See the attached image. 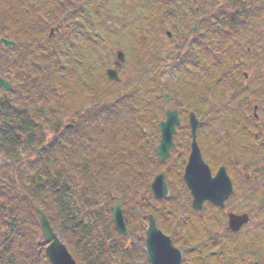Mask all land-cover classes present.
Returning <instances> with one entry per match:
<instances>
[{"label":"flooded vegetation","instance_id":"flooded-vegetation-1","mask_svg":"<svg viewBox=\"0 0 264 264\" xmlns=\"http://www.w3.org/2000/svg\"><path fill=\"white\" fill-rule=\"evenodd\" d=\"M163 1L155 0V10L150 9L149 12L146 8L144 9L143 4L140 6L139 11L144 13H139L141 21L138 31L139 47L135 48L124 45L117 39L119 36L117 34L129 30H123L118 25L112 26L110 22L101 25L98 19L99 14L98 18L95 14L98 11L99 13H131L128 3H122L123 9H121L116 4V0H0V13L12 12L15 7L22 13H27L28 19V25L0 27V32L3 29L9 30V34L0 35V68H3L8 60L15 70L11 71L7 80L23 89L25 77L30 78L27 68L30 69L37 65V72L38 69L41 70L39 66L52 59L54 61L57 59L61 75L60 85L67 87L68 92L75 96L76 101V95L79 97L80 92L92 101L99 98L100 92L108 96L107 90L110 86H122V90L130 91L131 85L136 83L132 75L136 73L137 61L140 60L144 66V59L148 60L153 54L154 46L158 57L156 60L160 58V64L167 66L168 73H176V69L181 67L191 69V73L187 75L179 71L180 79L170 85L169 92H164L165 90L161 88L165 104L169 102L174 104L171 108H163V113L166 109H170L178 114L192 112L206 115L212 112L220 114L229 109L238 115V119L230 126L256 127L258 121L264 124V0H204L205 13H190L188 16L192 20L190 27L178 26L179 23L174 19L175 13L172 12L177 0H165L170 3L168 10L164 9L167 10L166 13L161 10ZM238 3L241 9L234 13L235 10L229 6L233 7ZM28 13L35 22L32 23L33 20ZM240 19L244 21L243 28ZM239 33L244 34L242 41L240 37L238 38ZM2 38H5L11 45L6 43L9 46H5L1 41ZM17 64L24 67L19 69L15 67ZM147 66L145 61V67ZM73 67H75L74 71H70ZM180 74L187 77L186 84L182 82ZM0 76L2 77L1 71ZM89 81L92 82L91 85L88 84ZM139 86H142L140 81ZM138 94L141 96L143 92H138ZM9 99L10 97L4 95L0 88L1 141L10 140L14 127L21 122L17 116L18 92H15V95L13 93L11 105L8 104ZM85 102L82 107L83 111L75 114L80 116L83 113L81 116H85L87 113L89 116L91 113L89 116L91 120L98 118L99 106L97 107L96 104L92 106L89 102ZM183 105L187 107L181 108L184 107ZM84 109L88 111L84 112ZM66 110L69 114L66 115L63 110V118L70 119V122L64 124L66 129L64 132L71 134L75 126L81 123V117L75 116L74 109L70 106ZM93 110L94 114H92ZM249 113H251V121L243 123L247 118H251ZM76 119L79 122H76ZM226 123L228 125V122ZM143 125L145 128L141 127V131L144 141L148 142L151 136L153 138L151 143L142 144V149L148 159L145 160L148 162L144 163V169L150 173L151 181L156 176H162L168 191L169 187L165 177L172 175L170 173L172 167L176 166L169 162L171 158L176 157L174 154L178 147V138L183 140L180 160L182 164L179 163V168L173 169V173L176 171L175 175L179 177L181 192L187 194V199L180 201L179 207L181 205L184 208L189 200L190 209H192V196L183 178L192 150L193 138L189 121L180 122L175 128L173 144L162 162L157 152L162 139L161 121H147ZM216 125L218 123L213 125L210 121L207 123L199 121L195 136L196 143L202 162L208 168L209 173L216 175L221 168L224 169L234 192V189H237L234 185L238 186L241 180L248 183L250 176L244 175L243 166L238 164L235 158L229 157L227 153L216 152L210 147L215 146L216 142L209 141L208 129ZM181 126L184 128L180 129ZM254 136L258 138L257 134ZM95 140L98 142L99 137ZM95 140L92 144H95ZM211 150L215 152L211 153ZM230 161L232 164H229ZM171 178L173 176L168 179ZM150 183L147 189L148 194H150ZM178 187H180L179 184ZM230 199L231 196L224 203L223 208L209 201H204L202 204V210L206 209V222H204L206 232L215 236L214 239L222 234H237L226 230L228 214L234 213L227 208L230 206H227ZM145 205H165L173 209L178 208L173 202L153 204L148 199ZM150 215L156 216L154 219L156 228L170 238L174 244L172 231L176 230L180 221L174 216L164 217V214H159V217L156 212L148 213L144 226V238L149 228L148 216ZM126 228L128 230L127 225ZM175 234L177 235V232ZM187 238L189 242L192 241L191 233ZM256 263L260 264L259 261Z\"/></svg>","mask_w":264,"mask_h":264},{"label":"trees","instance_id":"trees-1","mask_svg":"<svg viewBox=\"0 0 264 264\" xmlns=\"http://www.w3.org/2000/svg\"><path fill=\"white\" fill-rule=\"evenodd\" d=\"M180 2L177 6H183L182 2L184 1ZM140 4L139 1L136 9L140 8ZM134 8L130 9L131 13H136L137 10H134ZM26 15L27 13H22L21 10H17L15 7L12 12L0 13V27L24 25L23 23H26L27 20ZM29 16L33 20L30 14ZM99 20V24H107L100 17ZM33 22L35 21L33 20ZM3 34L9 33L3 31ZM52 61L54 60L52 59L42 66L51 64L52 71L54 65L57 64L56 61ZM36 68L37 65L30 69L27 68V71L29 70L27 74L30 78L27 79L25 77L26 81L23 89H20L21 86L14 85V82H12V89L7 93V96L10 97L8 104L11 105L13 93L15 95V92H18L17 116L21 121L18 125L20 127L30 126V129H34V135H31L32 137L30 138H25V147L28 148L27 146H29L30 151H35L37 154L39 152L36 150L42 146L45 147L37 160L34 159L26 165V168L29 171L34 170L35 174L32 179L24 182L21 170L18 171L17 177L12 175V165L21 167L24 162V160H21V153L19 152L20 136L23 134L16 133L18 125L14 129L12 128V138L2 141L0 145V154L11 166L9 168L11 174L7 171L2 177L3 180H1L0 174L1 264H4L3 260H6V256H9V260L13 261L14 264H36L40 260L36 253L33 252L34 248L32 247V243L35 242L33 228L37 226L36 218L28 208L26 200L22 197L23 194H25L23 196H27L26 194L32 188L31 193L28 195L29 202L44 212L53 231L62 240L76 264H147L146 254L143 251V239L139 243L137 250L125 251L126 237L116 235L117 233L113 229L112 234H110L112 246H109L107 239L99 237V232L104 233L109 225L107 226L106 221L104 223L96 222L98 219L90 215V207L97 204L96 202L98 201L112 205L114 200H119L124 209L125 204L127 206L134 204L132 209H137L136 206H139V194L144 192V188L147 190L144 185H148L152 178L150 173L144 169V163L148 162L145 160L148 159L146 157L143 160L145 155L142 149L143 133L140 126H131L126 129L128 127L126 121H132L134 117L129 120L124 112L118 113L122 109L115 103L114 108L107 110V113H105L108 116L107 120H109L106 123H100L96 118L91 120L89 118L91 113L89 116L87 113L85 116H79L73 111L75 116L81 117V123H78L79 126H75L72 132L70 131L71 134H67L64 132L66 130L64 124L47 120V118L54 117L55 113L59 111L56 108L59 103L58 97L56 93L52 92L50 84L48 89V85L45 87V81L41 80L43 78H38L48 75L47 79L51 80V84L56 87L60 86L59 79L53 81L54 77L49 76L50 70L43 73L41 68V70L38 69L36 72ZM146 70L148 69L146 68ZM57 82L58 86L56 85ZM44 88H46L47 93ZM70 96L75 98L72 93ZM128 97L129 99L126 98L123 106L129 105L133 109L139 107L131 105L132 101L130 96ZM69 101L70 108L75 109L77 104L71 97H69ZM156 102V99L148 97L142 108L150 118H153V113H155ZM64 112L66 115L69 114L67 110ZM117 114H121V117L113 126L112 121L116 119ZM141 120L138 117L129 123L131 125L133 123L139 124ZM45 125L46 127H52L53 132H55L53 140L48 145L43 141L44 130L42 127L45 128ZM103 129L110 131L107 135L108 139L99 146L92 144L93 138L99 137L100 139ZM237 131V128H231L232 137L236 136ZM95 134L96 136H94ZM16 136L18 137L16 138ZM230 137H226L223 141L224 143L219 144L217 149H215V146L210 147L216 152L227 154H230V151H234V149L236 151L239 150L234 153L235 159L241 164H250L252 168H255L263 155V149H244L245 146L242 148L235 142H230ZM86 143L89 148V156L82 161L74 160L75 155H81L77 153V147L82 145L78 144ZM89 143L91 144V152ZM84 146L79 147V150L86 153L87 149ZM213 150L211 151L215 152ZM242 153L247 154V156H242ZM258 156H260L259 159ZM18 187L21 193L17 192ZM83 206H86V208L84 209ZM109 212L110 207H108V214L105 218L108 217ZM72 219L71 224L67 223L68 220ZM27 221L29 223L26 224ZM84 221H88L90 226L88 224L82 225ZM76 233L79 236L75 237ZM40 245L44 246L45 244ZM42 248L44 250V247ZM115 251L117 252L115 253ZM3 252L5 255H3ZM111 255L114 258L109 261L108 258ZM260 255L264 258V245H261L254 253L244 254V257L238 260L235 257L227 259L225 257L226 254L221 249L217 258L214 259L212 255L211 260H216V264H250ZM5 264L10 263L7 262Z\"/></svg>","mask_w":264,"mask_h":264},{"label":"rangeland","instance_id":"rangeland-1","mask_svg":"<svg viewBox=\"0 0 264 264\" xmlns=\"http://www.w3.org/2000/svg\"><path fill=\"white\" fill-rule=\"evenodd\" d=\"M120 6L121 9H123V5L122 3H128L130 5V7L134 10H137L136 13H95L97 18H98V14L99 17L102 18V20H104L105 22H110L111 25H118L120 26L123 30H129L128 32L125 33H119L117 35H119L117 37L118 41H120L122 44L124 45H128V46H133L135 48L139 47V39H138V31L140 29V25H141V21L139 19V13H144L143 11H139V9H136V6L138 4V2L140 1V6L143 4H148V7L150 6L152 8V4H151V0H116ZM182 0H177L176 2H180ZM184 2H182L183 7H180L175 11V20L179 23L178 26H183L186 25L187 27H190V25L192 24V20H190V18L188 17L190 15V13H205L206 11V4L204 2V0H183ZM115 2V1H114ZM153 4L155 3V0H152ZM150 3V5H149ZM181 3V2H180ZM146 7V6H145ZM169 8V4L167 1H163L161 4V10L164 11V9ZM229 8H233L234 13H236L237 10H240V4L238 3L235 6H229ZM153 9V8H152ZM155 9V6H154ZM181 9V12L178 13V11ZM173 13V12H172ZM37 14H41V13H37ZM152 15L155 17V14L152 13ZM99 19V18H98ZM118 20V21H117ZM240 23L242 25V28L244 26V21L242 19H240ZM24 25H28V19L26 20V23H23ZM263 25V23L261 22V26ZM9 28V27H7ZM3 31L4 32H8V29H3L0 32V35H3ZM13 35V34H12ZM11 35V36H12ZM10 36V37H11ZM125 36V37H123ZM243 36L244 34H240L238 35V38L240 37V40H243ZM9 37V38H10ZM5 39V38H2ZM241 40V41H242ZM52 44V43H51ZM153 50V54L151 56H149L148 60L144 59V66L142 65L141 61H137V69H136V73L134 75H132V79L136 80V83L132 84L130 87V91L127 93V91L122 90V86H118V89H115V86H110L108 87L107 90V94L108 96L102 95L103 93H99L98 95V99L96 100V98L92 101H90L89 98L84 97L83 94H79V97H77V101L76 99L70 96V92H68V88L65 86H53L51 84V80L47 79V76H41L38 79H41L43 81H45V87H47L48 85V89H49V84L51 85L50 88L52 90L53 93L57 94L58 97V105L56 106V108L59 110L55 113L54 117L51 118H47V120L49 122L51 121H58L61 122L62 124L68 123L70 122V119H64V113L63 110H66L70 105H69V97H71L73 99V101L78 104V108L74 109V113H80V111L82 110L83 105L86 103L85 101L89 102L90 105H94L96 104L97 107L99 106L98 110L100 109H104L107 107H111L113 106L115 103L118 104L120 107H124L122 111H124L125 115L127 116L126 118L131 120L133 117L134 121L136 118L140 117L141 123L139 122V124H135L133 123L132 125L130 123L128 126H136L139 125L140 129L141 127H144L143 123H146V120L149 121H161L163 119V117L160 115L159 117V112L162 113V109L165 107L171 108L174 104L173 103H166L163 101L162 98V90L161 88H163L165 91L164 92H169V88L170 85L172 83L175 84V82L180 79L179 76V71H183L187 74L191 73V69L187 68L185 69L184 67H181L179 69H176V73L175 72H170L168 73V68H166L167 66H162L160 64V58L159 60H156V58L158 59L156 53H155V47L153 46L152 48ZM241 52V51H240ZM243 58H245V56H243ZM55 59V57H54ZM58 60L56 59V62ZM145 61L146 64L148 65L147 67H145ZM9 61L6 60L5 62V66L3 68H0L1 71V75L3 78L8 79L11 75V71L15 70L13 65H9ZM58 64V62H57ZM55 64L52 71V65H46V66H39L42 70L43 73L47 72L48 70H50V74L52 77H54L53 81L59 79V84H60V79H61V75L59 73V68L58 65ZM1 67V66H0ZM15 67L22 69L24 66L17 64ZM146 68L148 70H146ZM75 67L71 68L70 71H74ZM170 70V69H169ZM152 72V73H151ZM151 73V75H150ZM22 75V74H21ZM20 75V76H21ZM182 76V74H180ZM140 79V80H139ZM182 82L184 84H186L188 82L187 77L182 76L181 77ZM40 80V81H41ZM190 80V79H189ZM139 81L141 82L142 86H139ZM89 85L92 84L91 81L88 82ZM56 85L58 86V82L56 83ZM45 92L47 93L46 88H44ZM34 91V88H33ZM138 92H143L144 95V99L140 100L139 96H138ZM132 93V95H130V100L132 101L133 106H140V107H135L130 108V106H123L124 101L126 100V97L129 96V94ZM102 95V96H101ZM150 97L152 99H156V103H157V109L155 110V113H153V118H150L145 111L142 109V107L145 105V103L147 102V98ZM130 101V103H131ZM163 104V105H162ZM115 106V105H114ZM184 107L181 108H186L187 105H183ZM83 111V110H82ZM85 112H87L88 110H85ZM121 110L118 111V113L122 112ZM95 111L93 110L92 114H94ZM136 114V115H135ZM81 116V114H80ZM121 114H117L116 119L114 121H112L113 126L116 124V122L120 119ZM159 117V119H158ZM162 117V118H161ZM249 117H251V113H249ZM106 118V120H105ZM108 116L105 115L104 112L101 113V115L98 117V121L100 123H104L107 122L109 120H107ZM110 119V117H109ZM238 119V115L236 112L234 111H230L229 109L226 112L223 113H214L212 112L211 114H206V120L205 122H212L213 125H215L216 123H218V125H216L215 127H211L208 129L209 132V141L213 142L215 141V149H217L218 145L220 143H222L224 141L223 137L224 135H226V137L231 136L230 142L232 143H236L239 147L241 146L244 149H259L262 148L263 149V154H264V124L261 121H258V125L256 127H251L248 126L247 128L243 127L240 128L241 133H239L236 136L232 137V132L230 128V124L232 122H235ZM251 118H247L246 121H244L243 123L249 122L251 121ZM105 120V121H104ZM180 120L181 122L183 121H187V113H181L180 114ZM129 121V122H132ZM48 122V123H49ZM76 122H79L78 119H76ZM228 122V125L227 123ZM111 124V123H110ZM43 128V141H45L44 143H47V145L53 140V137L55 136V132H53V128L52 127H46ZM145 128V127H144ZM184 126H181L180 129H183ZM128 129V127L126 128ZM238 129V128H237ZM112 130V129H111ZM185 130V129H184ZM34 129H30V126H26V127H20L18 125V130L16 131V133L19 134H23L22 136H20V141H19V152L21 153V160H24V162L22 163V166H15L12 165V175H15L17 177V173L19 170L22 171V175H23V181H27L32 179L33 175L35 174L34 170H28L26 167V165L31 162L34 159H38L39 155L41 154V152L43 151L45 146H42L41 148H39L38 150H36L37 152H39V154H37L35 151L31 152L29 146H27L28 148L25 147V138H30L32 137L31 135H34L33 133ZM69 131V130H68ZM110 131L103 129V133L100 135V139L99 142H97L95 140V145L99 146L101 144L104 143L105 140H107V135L109 134ZM67 134H70L66 131ZM41 134V133H40ZM254 134L258 135V138H255ZM18 136H16L17 138ZM95 138H93L94 140ZM179 142L177 140L178 143V147L177 150L175 151L174 156H176L175 158H171L170 162H172V164L175 166L172 167V171L170 172L172 175H167L166 178V182H167V186L169 187V191L168 194L163 198V199H156V198H152L150 196V194H148V191L144 188V192L139 194V206H136L137 209H132L134 204H129L127 206V204H125V209H123V213L125 214V223L128 227V232L127 235L124 236L127 239V242L125 244V251L128 250H137L139 248V243H141L142 239H144V231L145 228L144 226L146 225V221H147V214L148 213H157L158 216L159 214H164V217H169V216H174L175 218L178 219V221H180L179 226L176 227V230L172 231L173 234V241L174 244L176 246V248L178 250H180V252L182 253V264H216L217 261L216 260H211V256L213 255L214 259L217 258V255L220 253L221 249L223 250V252L226 254L225 257H227V259L235 257L237 260L241 259L242 257H244V254L246 255L247 253H254L259 247H261V245H264V155H262V157L259 160V164L257 165L258 168L257 170H255L254 168L251 167L250 164H241L240 162H238L239 164L243 165V173L244 175L249 174L251 176V179L248 181V183L244 180H241V182H239L238 186L234 185V187H237V189H234L233 194L231 195V199L229 200V202L227 203V208L230 209V211L236 213V214H242V213H246L249 217V223L244 225L238 232L236 235H225L222 234L220 235L218 238L214 239L215 236H212L210 233H208V231L206 232V209H203L201 211H195L190 209V204H189V200H187V209L186 206L184 208L179 207V202L180 201H184L185 198L187 199V194L182 193L181 192V185L179 183V177L177 175H175V172L173 173V169L177 170L178 164L180 163V165L182 164L180 162L181 158H182V154H181V147H182V142L183 140L179 137ZM153 140L152 136L149 137V141L145 142L144 141V136L142 135V144L143 143H151ZM248 141H250V143H248ZM2 142V141H1ZM83 142V141H82ZM87 142V141H86ZM181 143V145H180ZM209 143V142H208ZM2 144V143H1ZM78 145H82L84 147H86L87 152L85 153V151H80L79 146L77 147V153H80L81 155H75L74 156V160H83L86 159L89 156V148L87 143L86 144H78ZM89 147H90V152H91V144L89 143ZM67 147H69L68 144H66ZM183 150V148H182ZM210 150V149H209ZM242 150V149H241ZM239 151V150H238ZM234 149V151H230V156L235 158L234 153L238 152ZM95 152V151H94ZM93 152V153H94ZM212 153V151H210ZM233 152V154H232ZM145 155V154H144ZM242 156H247V154H243ZM256 157V156H255ZM260 156H258L259 159ZM146 159V156L143 160ZM257 159V160H258ZM6 163H5V161ZM9 163L1 154H0V174H1V180H3V176L6 174V172L8 171L10 173V163ZM148 169V168H147ZM259 170V171H258ZM258 171V174H256V172ZM262 172V173H261ZM148 173V172H147ZM11 174V173H10ZM171 179H168L170 177H172ZM238 183V182H236ZM178 184L180 187H178ZM146 186V188L148 189L149 184L144 185V187ZM33 189V188H32ZM32 189L30 190L29 193H27V196H23L25 194L22 195V197H24V199L26 200V203L28 205V208L32 211L33 210V203L29 202V198L28 195L31 193ZM17 192L21 193L20 188H17ZM146 199H148L150 202H152L153 204H159L161 202H173L174 205L178 206V208L173 209L170 208L168 206H152V205H145V201ZM115 200L113 202L112 205H107L104 202L98 201L96 202L97 204L93 205L90 210V215L95 216L96 222L100 221L102 223H104V221L107 222V228L106 231L104 233L99 232V237L107 239V244L109 246H112V242L111 241V235L113 232L114 227L113 226V222H112V209L113 206L115 205ZM1 204V203H0ZM232 204V205H231ZM75 205V204H74ZM76 206V205H75ZM108 207H110V212L107 218L106 215L108 214ZM123 207V206H122ZM83 208L85 209L86 206H83ZM166 214V215H165ZM212 216V215H211ZM160 217V216H159ZM173 217V218H174ZM20 221V218H19ZM72 220H68L67 223L69 222V224H71ZM75 222V220H74ZM29 223L28 221L26 222V224ZM36 223L37 226H34L35 228H33V232L34 236H35V242L32 243V247L34 248L33 252L36 253V255L40 258V260L38 262H36V264H48V261L45 259V254H44V250L42 247L45 248L44 246H41L40 244H43V239H42V233L40 230V226L38 224V221L36 219ZM75 224V223H74ZM89 225L88 221H84L82 223V225ZM71 226V225H70ZM76 226V224H75ZM165 226V225H164ZM186 229H188L189 231H185ZM115 231V229H114ZM116 232V231H115ZM177 232V235L175 234ZM108 233V234H107ZM117 233V232H116ZM130 233V234H129ZM190 233L192 235V242L188 241L187 236H190ZM175 234V236H174ZM116 235H120L121 237L123 236L122 234H120L119 232ZM79 236L77 233L75 235V237ZM128 236V237H127ZM82 238V237H81ZM62 241V240H61ZM144 241V240H143ZM219 245V246H218ZM39 251H40V256H39ZM144 251V249H143ZM0 252H2V248L0 245ZM117 251H115L116 253ZM3 255L4 252H3ZM120 255V254H119ZM233 255V256H231ZM114 258V256L111 255L109 259V261H111ZM2 257L0 258V264L2 263ZM259 261L260 264H264V258L262 257V255H260L257 259H255L253 262H251L250 264H253L254 262ZM4 264L5 263H10V264H14L13 261L9 260V256H6V260H3ZM118 264V263H117ZM230 264V263H228ZM237 264V263H236ZM239 264V263H238Z\"/></svg>","mask_w":264,"mask_h":264},{"label":"water","instance_id":"water-1","mask_svg":"<svg viewBox=\"0 0 264 264\" xmlns=\"http://www.w3.org/2000/svg\"><path fill=\"white\" fill-rule=\"evenodd\" d=\"M0 86L4 91L9 89V84L0 79ZM166 119L161 123L162 139L161 144L157 148L160 161L165 160L168 150L172 146V135L174 134V126L178 124L177 114L174 112H166ZM191 130L193 135L192 150L189 156L188 163L184 172V181L190 190L192 200V208L195 210H201L204 201H209L214 205L223 207L224 201H226L231 193V183L226 176L224 169H220L217 172V176L221 177L223 188L220 191L205 192L197 183L196 173L197 171H208L206 165L202 162L198 146L195 141V130L197 127V120L194 115H190ZM150 193L156 198H162L167 195V189L163 181L162 176H157L152 184ZM34 214L37 217L40 230L42 233V239L48 244L45 249V256L52 264L50 250L55 249L60 253V264H75L66 248L59 241L57 235L53 232L46 216L39 210L34 209ZM248 222L246 215L236 216L229 215L228 229L231 231H238L243 225ZM113 223L115 229L122 235L126 234V228L123 221L121 205L116 203L113 209ZM165 242V247L168 249L167 255H161L158 251L157 242ZM145 250L147 253V262L149 264H180V252L172 247L169 238L163 236L155 227L153 220L150 218L149 228L146 232Z\"/></svg>","mask_w":264,"mask_h":264},{"label":"snow or ice","instance_id":"snow-or-ice-1","mask_svg":"<svg viewBox=\"0 0 264 264\" xmlns=\"http://www.w3.org/2000/svg\"><path fill=\"white\" fill-rule=\"evenodd\" d=\"M196 179L200 188L205 192L210 193L213 191H220L223 188L221 177L217 175H211L207 171L204 172L197 171ZM217 231H219V229H217ZM164 245L165 242L163 241L157 242L158 251L160 252L161 255L168 254V249ZM50 254H51L52 264H60V253L55 249H51Z\"/></svg>","mask_w":264,"mask_h":264}]
</instances>
